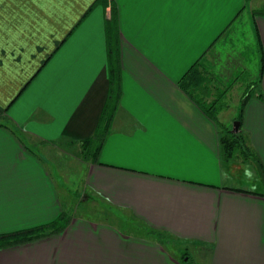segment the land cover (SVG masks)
I'll list each match as a JSON object with an SVG mask.
<instances>
[{"label": "crops", "instance_id": "crops-1", "mask_svg": "<svg viewBox=\"0 0 264 264\" xmlns=\"http://www.w3.org/2000/svg\"><path fill=\"white\" fill-rule=\"evenodd\" d=\"M112 3L114 13L97 0H0V234L61 212L36 151L79 147L93 133L113 33L120 96L97 160L85 166V185L184 248L175 254L168 242L72 215L58 232L0 248V264H189L181 257L189 256L187 240L199 246L200 264H264L259 171L251 158H221V121L177 83L199 58L220 83L213 46L233 36L247 0ZM249 15L257 65L245 84L258 81L246 91L239 124L264 168V14Z\"/></svg>", "mask_w": 264, "mask_h": 264}, {"label": "trees", "instance_id": "trees-1", "mask_svg": "<svg viewBox=\"0 0 264 264\" xmlns=\"http://www.w3.org/2000/svg\"><path fill=\"white\" fill-rule=\"evenodd\" d=\"M104 7L108 4L110 11L114 13V5L112 0H97ZM259 12L264 14L263 9H252L253 13ZM116 35L110 33L107 36V80L108 87L103 103L98 122L94 128L93 133L86 139L79 141V149L82 151V157L87 159L88 162L97 160V154L100 149L101 143L108 131L110 121L113 117L114 111L118 104L120 96V64L116 47ZM213 74L204 65L201 58L197 59L183 75L179 78L178 84L205 112H207L213 119L218 120L217 113L221 108L218 104L220 95L225 92L221 89L217 79L213 78ZM258 78L248 81L246 84V91L255 87ZM246 91L240 96L239 112L235 116L240 123V116L242 105L246 97ZM219 122V121H218ZM219 127V150L223 160L240 158L242 160L251 158L259 171L260 177L264 183V168L260 159L250 149L245 142V137L240 129V124L236 132L230 130V125L218 123ZM264 194V193H263ZM103 210L98 211L99 214L96 219L104 222H114L118 224L117 227L123 230L124 224L131 226V234L147 236L155 239L159 243H167L171 239L179 240V238L172 236L164 230L151 228L150 226L139 223L136 218L131 215H125L121 210L110 204H105ZM72 215L67 213L64 207L55 219L47 224L34 226L22 230H17L11 233L0 234V248L14 245L17 243L28 242L48 235L49 233L58 232L62 230ZM108 219V220H107ZM124 231V230H123ZM125 232V231H124ZM127 233V232H125ZM186 256V262L191 264V258L186 252H181V257Z\"/></svg>", "mask_w": 264, "mask_h": 264}, {"label": "rangeland", "instance_id": "rangeland-1", "mask_svg": "<svg viewBox=\"0 0 264 264\" xmlns=\"http://www.w3.org/2000/svg\"><path fill=\"white\" fill-rule=\"evenodd\" d=\"M264 0H247L245 9L242 10V20L237 23L233 36L222 39L213 47V52L217 55L216 68L214 72L219 73L221 89L225 90V94L220 95L218 104L220 109L217 113V118L221 124L232 125V121L239 112L240 99L239 96L246 91L245 82L256 75L257 56L254 52V41L251 34L253 20L249 14L254 13L250 9H263ZM252 25V26H251ZM252 50V51H251ZM210 54V53H209ZM227 63H226V62ZM228 61H231L228 63ZM237 62H242L238 66ZM227 73H231L230 79L227 80ZM238 96V97H237ZM240 129L241 126H240ZM77 145H69L58 143V145H44L39 147L38 152L41 157L47 162L51 175L55 181L59 199L62 207L70 215H81L80 217L96 220L98 211L103 210L105 201L97 197L85 185V166L87 159L82 157V151ZM127 215L124 211L122 212ZM108 220V219H107ZM111 225L118 226L116 221L110 222ZM123 230L126 234H131L132 227L127 226L129 231H126L124 224ZM195 240H187L185 247L188 249V254L191 258V264H200L199 246L194 244ZM168 247L176 248L175 254L180 253L183 247L182 242L171 239L168 241ZM184 248V247H183ZM174 251V249L172 250Z\"/></svg>", "mask_w": 264, "mask_h": 264}, {"label": "water", "instance_id": "water-1", "mask_svg": "<svg viewBox=\"0 0 264 264\" xmlns=\"http://www.w3.org/2000/svg\"><path fill=\"white\" fill-rule=\"evenodd\" d=\"M238 126H239V120L234 119V120L232 121V125H231L230 130H231L232 132H236V131L238 130Z\"/></svg>", "mask_w": 264, "mask_h": 264}, {"label": "built area", "instance_id": "built-area-1", "mask_svg": "<svg viewBox=\"0 0 264 264\" xmlns=\"http://www.w3.org/2000/svg\"><path fill=\"white\" fill-rule=\"evenodd\" d=\"M105 10H106V12H109L110 8H109L108 4L105 6Z\"/></svg>", "mask_w": 264, "mask_h": 264}]
</instances>
